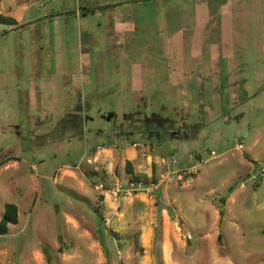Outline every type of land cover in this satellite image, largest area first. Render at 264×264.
<instances>
[{
  "label": "rangeland",
  "instance_id": "obj_1",
  "mask_svg": "<svg viewBox=\"0 0 264 264\" xmlns=\"http://www.w3.org/2000/svg\"><path fill=\"white\" fill-rule=\"evenodd\" d=\"M0 16V264H264V0Z\"/></svg>",
  "mask_w": 264,
  "mask_h": 264
},
{
  "label": "trees",
  "instance_id": "obj_2",
  "mask_svg": "<svg viewBox=\"0 0 264 264\" xmlns=\"http://www.w3.org/2000/svg\"><path fill=\"white\" fill-rule=\"evenodd\" d=\"M7 21L15 24L14 19L4 18L0 16V23L7 22ZM126 170L128 174L130 175L133 174L132 166L129 161L126 162ZM130 181L135 182V183H141L140 180L135 176L131 177ZM17 223H18V210H17L16 205L11 204V203L5 204L4 212L0 219V236H4L7 234L9 225H16Z\"/></svg>",
  "mask_w": 264,
  "mask_h": 264
},
{
  "label": "built area",
  "instance_id": "obj_3",
  "mask_svg": "<svg viewBox=\"0 0 264 264\" xmlns=\"http://www.w3.org/2000/svg\"><path fill=\"white\" fill-rule=\"evenodd\" d=\"M238 149H241V146L239 145L238 146ZM261 175H264V167H262L261 169ZM127 192L128 194H135L136 192H139V191H146L147 193H150L153 189H157V186L155 185H150L149 186H145L143 185L142 183H135V182H131L129 180L128 184H127Z\"/></svg>",
  "mask_w": 264,
  "mask_h": 264
}]
</instances>
